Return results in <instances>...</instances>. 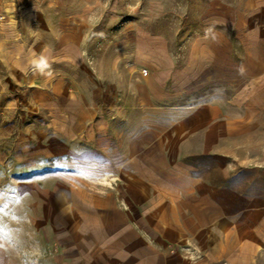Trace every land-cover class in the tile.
Returning a JSON list of instances; mask_svg holds the SVG:
<instances>
[{"label": "crops", "instance_id": "0c3cea01", "mask_svg": "<svg viewBox=\"0 0 264 264\" xmlns=\"http://www.w3.org/2000/svg\"><path fill=\"white\" fill-rule=\"evenodd\" d=\"M250 10L191 44L171 110L130 99L127 126L80 152L52 197L54 264H262L264 0Z\"/></svg>", "mask_w": 264, "mask_h": 264}, {"label": "rangeland", "instance_id": "374dc122", "mask_svg": "<svg viewBox=\"0 0 264 264\" xmlns=\"http://www.w3.org/2000/svg\"><path fill=\"white\" fill-rule=\"evenodd\" d=\"M253 2L0 0V264L62 263L52 197L80 152L127 126L130 99L171 110L191 44L224 23L234 34Z\"/></svg>", "mask_w": 264, "mask_h": 264}, {"label": "snow or ice", "instance_id": "6c2138e0", "mask_svg": "<svg viewBox=\"0 0 264 264\" xmlns=\"http://www.w3.org/2000/svg\"><path fill=\"white\" fill-rule=\"evenodd\" d=\"M3 196V193L2 192H0V197H2ZM0 206H2V204H0Z\"/></svg>", "mask_w": 264, "mask_h": 264}]
</instances>
